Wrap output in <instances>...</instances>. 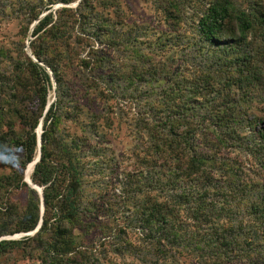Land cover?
<instances>
[{
  "label": "trees",
  "instance_id": "1",
  "mask_svg": "<svg viewBox=\"0 0 264 264\" xmlns=\"http://www.w3.org/2000/svg\"><path fill=\"white\" fill-rule=\"evenodd\" d=\"M153 1L159 27L131 21L123 0L23 4L29 16L25 35L38 21L29 44L37 62L24 49L23 57L13 62L10 81L19 92L20 106L12 112L26 132L18 134L10 122V135L0 138V159L12 146L22 151L15 187L29 189L31 198L24 208L8 205L9 189L4 195L2 187L14 178L0 176V239L31 233L43 222L34 235L0 240V264L26 259L90 264L89 253L74 234L93 220L83 211L85 158L74 152L79 141H69L61 127L82 113L83 99L93 94L100 100L114 97L116 89L107 91L103 83H113L115 77L135 90L168 81L150 105L140 161L146 173L141 169L126 175L124 198L132 199L135 209L131 227L144 235L138 246H126L136 254L145 252L144 264H184V259L262 264L264 127L257 126L264 121V0ZM58 3L64 6L53 9ZM187 7L196 13L190 30L185 27ZM121 47L137 59L127 78L120 73ZM4 76L0 71V93ZM52 91L56 99L50 103ZM253 108L262 116L250 120ZM100 119L93 123L96 133ZM40 124L41 158L31 173L39 154ZM247 128L255 146L246 149L261 157L254 175L224 156L234 144L244 145ZM27 168L33 184L43 189V215L39 194L26 181ZM93 206L97 211L96 202ZM126 227L115 224L118 234Z\"/></svg>",
  "mask_w": 264,
  "mask_h": 264
},
{
  "label": "rangeland",
  "instance_id": "2",
  "mask_svg": "<svg viewBox=\"0 0 264 264\" xmlns=\"http://www.w3.org/2000/svg\"><path fill=\"white\" fill-rule=\"evenodd\" d=\"M26 0H0V71L5 75L4 85L0 93V103L3 105L0 119V138L10 135V122L15 126V131L21 135H25V129L19 117L15 112H12L13 107L19 108L20 103L16 97L19 95L15 89V84L10 81L13 74L14 65L17 59L23 57V49L31 56L29 47L33 40L32 32L37 20L31 25L30 31L25 35V28L29 21V16L25 15L23 4ZM48 2L49 0H44ZM237 3H242L244 0H236ZM40 2V0H37ZM128 16L132 20L144 22L147 24L159 27V17L156 16V7L153 0H123ZM79 1L70 4L77 6ZM64 6L61 3L54 5L53 9ZM194 8L187 7L185 13V27L190 30V25L196 18ZM102 48V47H100ZM153 52L154 48H146ZM119 57L121 59L120 69L126 74H130L133 65L137 59L133 57L130 50L125 51L120 48ZM149 53L148 51H145ZM157 54V53H156ZM181 54H176L178 58ZM113 83H103V87L111 92L114 97L100 100L94 94L82 100V113L76 114V120L65 121L62 124L61 131L69 141L78 140L79 146L74 149L75 153L83 155L84 168L86 173V199L83 205V211L86 216L92 215L93 220L88 221L83 227L77 228L74 234L82 241V248L89 253L90 264H144L146 254L140 250V254L132 252L129 246H138L139 242H143V233L138 236L139 231L135 227H131V218L134 215L133 200L125 199L123 194L124 187L127 186L126 175L128 173L139 172L141 169L146 173L145 165L141 164L142 155L144 154L147 141L146 126L148 121H151L150 105L160 98L162 89L168 84V81L161 83H152L147 86L135 87L128 86L125 79L115 77ZM55 83V82H54ZM113 86V87H112ZM56 99L54 91L50 94V103ZM24 103V102H22ZM25 104V103H24ZM29 105V101H26ZM260 109L252 110L249 119L255 116H262ZM101 116L99 120L98 133L94 130V121L96 117ZM41 125V124H40ZM264 127V121L257 126V130ZM37 128L38 142L39 136L43 130ZM247 128L242 132L244 145L237 143L224 152V156L231 160L239 162L240 166L253 175L260 170V153L246 149V145L255 146L251 141L252 133ZM40 133V134H39ZM88 142H84V140ZM90 145V147H89ZM257 150V149H254ZM99 152V153H98ZM22 151L15 146H12L8 155L1 156L0 159V176H11L14 178L13 183L8 185L5 183L2 187V193L12 207L24 208L27 206L31 198L30 190L21 186L15 187L21 177L20 159ZM96 160L98 164L95 163ZM26 171V179H30L31 174ZM30 186V185H29ZM39 187V186H38ZM31 189L32 186H30ZM41 188V187H40ZM35 190V189H34ZM41 199V215L44 214V195L43 199L40 193L35 190ZM127 200V201H126ZM126 201V203H125ZM92 202V203H91ZM94 202L97 204V211L94 208ZM96 219V220H95ZM128 219V220H127ZM95 220V221H94ZM90 222H96V224ZM118 222L123 225L127 222L125 233L118 234L115 224ZM109 234V235H108ZM29 235L19 233L14 236L4 237L6 239H20L23 236ZM104 235L107 237L102 238ZM11 237V238H10ZM15 237V238H14ZM140 238V239H139ZM128 249H127V248ZM121 250V251H119ZM151 258V256H150ZM149 260V258H148ZM184 264H197L194 261L182 260ZM10 264H40L37 259H26ZM264 264V260H262Z\"/></svg>",
  "mask_w": 264,
  "mask_h": 264
},
{
  "label": "water",
  "instance_id": "3",
  "mask_svg": "<svg viewBox=\"0 0 264 264\" xmlns=\"http://www.w3.org/2000/svg\"><path fill=\"white\" fill-rule=\"evenodd\" d=\"M44 15H45V14H44ZM44 15H43V16H44ZM32 57H33V59L37 62V59H36L34 56H32ZM52 79H53V81H54V77H53V76H52ZM49 106H50V105H49ZM49 106H48V107H49ZM39 130H40V131L42 130V124L40 125V129H39ZM40 147H41V138H40V136H39V154H38L37 159L33 162L34 167H35V165L39 162V160H40V158H41V150H40ZM26 181H27V183H28L30 186H32L33 189L37 190V191L40 193V195H41V197H42V199H43V189L40 188V187H38L37 185L33 184L31 178L28 179V180L26 179ZM42 222H43V220L41 219V221H40L38 227L36 228V230L33 231V232H31V233H29V234L34 235V234H35V233L41 228V226H42ZM10 238H11V237H10ZM14 238H15V237H14ZM2 239H6V238H1L0 240H2Z\"/></svg>",
  "mask_w": 264,
  "mask_h": 264
},
{
  "label": "bare ground",
  "instance_id": "4",
  "mask_svg": "<svg viewBox=\"0 0 264 264\" xmlns=\"http://www.w3.org/2000/svg\"><path fill=\"white\" fill-rule=\"evenodd\" d=\"M40 134V133H39ZM33 170H34V165L32 166V170H31V173L33 172Z\"/></svg>",
  "mask_w": 264,
  "mask_h": 264
}]
</instances>
